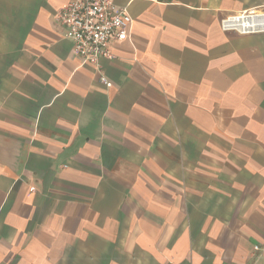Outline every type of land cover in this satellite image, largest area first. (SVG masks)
<instances>
[{"label": "crops", "instance_id": "1", "mask_svg": "<svg viewBox=\"0 0 264 264\" xmlns=\"http://www.w3.org/2000/svg\"><path fill=\"white\" fill-rule=\"evenodd\" d=\"M68 1L0 0V264H264V0H113L97 65Z\"/></svg>", "mask_w": 264, "mask_h": 264}, {"label": "built area", "instance_id": "2", "mask_svg": "<svg viewBox=\"0 0 264 264\" xmlns=\"http://www.w3.org/2000/svg\"><path fill=\"white\" fill-rule=\"evenodd\" d=\"M55 19L74 52L84 62L96 65L100 58L112 57L109 41L126 39L131 22L126 8L118 7L113 0H69L57 10ZM219 27L240 35L264 33V6L231 12L220 18ZM102 81L109 85L104 78Z\"/></svg>", "mask_w": 264, "mask_h": 264}]
</instances>
